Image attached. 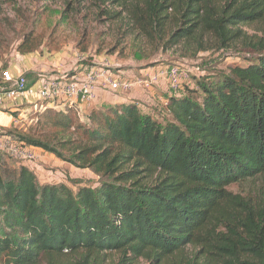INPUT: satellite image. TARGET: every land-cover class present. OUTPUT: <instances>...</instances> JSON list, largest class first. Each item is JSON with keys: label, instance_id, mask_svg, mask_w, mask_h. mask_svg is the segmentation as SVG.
<instances>
[{"label": "trees", "instance_id": "16d2710c", "mask_svg": "<svg viewBox=\"0 0 264 264\" xmlns=\"http://www.w3.org/2000/svg\"><path fill=\"white\" fill-rule=\"evenodd\" d=\"M115 1L142 41L185 56L229 48L237 25L264 19V0ZM246 43L253 59L183 83L161 119L133 100L89 110L73 147L5 128L97 184L42 180L0 150V263L264 264V200L228 190L264 176V37ZM67 112L65 129L78 118Z\"/></svg>", "mask_w": 264, "mask_h": 264}, {"label": "rangeland", "instance_id": "374dc122", "mask_svg": "<svg viewBox=\"0 0 264 264\" xmlns=\"http://www.w3.org/2000/svg\"><path fill=\"white\" fill-rule=\"evenodd\" d=\"M126 1V4L130 3V0ZM232 1L235 5L243 0ZM263 14L264 7L261 16ZM127 15L121 1L115 0H0V68L33 66L36 70L34 76H26L29 83L30 79L37 80L36 72L40 70L48 74L58 68L60 72L70 73L73 71L71 66L78 63L90 65L108 61L124 70L177 64L189 72V85L197 87L193 83L198 77L212 79L227 73L231 65L247 64L256 53L246 46V42L264 37V19L260 18L236 26L241 35L233 46L185 56L180 45L167 51H156L154 45L142 41L141 36L133 31ZM135 52H141L142 57H135ZM77 56H83L84 60L76 61ZM30 104L20 107V112L14 116L15 125L8 127L15 134L28 135L55 146L66 144V147H73L86 142L83 128L88 123L84 117L76 118L73 112H69L77 124L65 129L62 122L66 113L60 108L36 112ZM150 112L156 113L160 119L164 116L161 107H154ZM37 152L34 170L42 180L69 185L75 183L69 179L79 182L76 185L97 184V177L90 170L62 163L53 153L42 149ZM228 190L254 201L264 200V176L232 184ZM116 257L117 254H113L110 258ZM138 264L146 262L140 260Z\"/></svg>", "mask_w": 264, "mask_h": 264}, {"label": "built area", "instance_id": "2783aa9c", "mask_svg": "<svg viewBox=\"0 0 264 264\" xmlns=\"http://www.w3.org/2000/svg\"><path fill=\"white\" fill-rule=\"evenodd\" d=\"M83 60V56H77L76 61ZM78 65L81 64L71 66L70 70L73 71L70 73H39L36 89L29 85L23 73L14 75L9 69L2 70L4 85L0 86V104L36 94L37 100L32 104L36 112L40 109L60 108L66 113L72 107L76 115L82 118L85 112L95 106L98 92L117 95L140 89L156 106H165L167 98L157 93L156 88L164 84L169 95H177L181 85L190 79L189 72L177 64L144 68L140 74L129 73L108 61L86 64L80 69H77ZM16 121L14 117L11 124L14 126ZM0 150L10 159L36 168L34 163L38 157L37 149L11 139L4 130L0 133Z\"/></svg>", "mask_w": 264, "mask_h": 264}, {"label": "crops", "instance_id": "0c3cea01", "mask_svg": "<svg viewBox=\"0 0 264 264\" xmlns=\"http://www.w3.org/2000/svg\"><path fill=\"white\" fill-rule=\"evenodd\" d=\"M76 67L77 69H80L81 67H83V65H78ZM9 70L14 75L23 73L25 76H28L30 78L34 76L33 71H36L33 66L30 67V66H19V65H14L10 67ZM60 71L61 70L58 68L52 70L53 73H59ZM128 71L129 73H132V74H140L141 72H143V69L128 70ZM36 73L38 77L39 73H45V71L40 70ZM37 84H38L37 80L34 81L33 79H30L29 85L32 86L34 89H36ZM156 89H157V93L163 95L164 97L167 98L169 96L168 89L164 86V84H160ZM34 100L35 101L37 100L36 94L27 95L23 98H19L16 100L5 101L4 103L0 104V133H2L3 130H5V128H8L11 125L12 120L14 116L16 115V113L20 112V107H25L28 102L33 104L35 102ZM128 100L136 101L138 103V107L140 108L142 112H146L152 115L156 114V113L154 114L150 112L151 109H153L154 111V107L158 109L161 107L162 110L165 107L162 104L161 105L158 104L160 107L156 106L144 94L143 91H141L140 89H134L129 94L118 93L117 95H113V94L106 93V92H98V99L96 101L95 106L91 110L102 109V108H105L106 106H111L116 103L125 102ZM147 107H150V108L148 109ZM13 113H15V115H12ZM37 151H38V148H37ZM62 163H65V162L62 161ZM37 169L39 170L41 168L38 167Z\"/></svg>", "mask_w": 264, "mask_h": 264}]
</instances>
